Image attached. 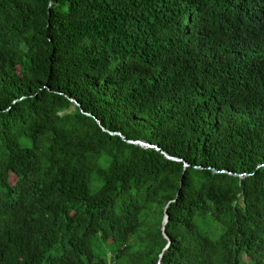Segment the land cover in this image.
<instances>
[{
  "label": "trees",
  "instance_id": "16d2710c",
  "mask_svg": "<svg viewBox=\"0 0 264 264\" xmlns=\"http://www.w3.org/2000/svg\"><path fill=\"white\" fill-rule=\"evenodd\" d=\"M256 239L264 0H0V264H264Z\"/></svg>",
  "mask_w": 264,
  "mask_h": 264
},
{
  "label": "rangeland",
  "instance_id": "374dc122",
  "mask_svg": "<svg viewBox=\"0 0 264 264\" xmlns=\"http://www.w3.org/2000/svg\"><path fill=\"white\" fill-rule=\"evenodd\" d=\"M153 171L158 172L159 166L157 163L153 164L152 166ZM119 239L125 240L127 239V236L118 234L117 235ZM255 249L262 255H264V241H261L260 239H256L254 243Z\"/></svg>",
  "mask_w": 264,
  "mask_h": 264
},
{
  "label": "water",
  "instance_id": "95a60500",
  "mask_svg": "<svg viewBox=\"0 0 264 264\" xmlns=\"http://www.w3.org/2000/svg\"><path fill=\"white\" fill-rule=\"evenodd\" d=\"M76 103V102H75ZM77 104V103H76ZM78 105V104H77ZM130 143H134V144H138V145H140V146H142V147H154V146H151L149 143H145V142H138V141H130ZM157 149H158V147H157ZM164 155L168 158V159H172V160H177V161H180L179 159H177V158H174V157H172V156H170L169 154H167V153H164ZM182 161V160H181ZM186 166H188V164H185ZM222 172H224V171H222ZM168 221H169V215H168V213L166 214V218H165V220H164V225H163V227L165 228V226H166V224L168 223ZM163 228V229H164ZM170 244H171V240H169V245L167 246V248L170 246Z\"/></svg>",
  "mask_w": 264,
  "mask_h": 264
}]
</instances>
